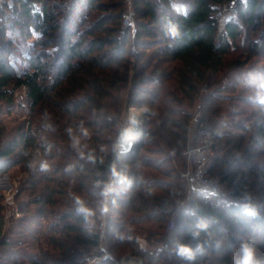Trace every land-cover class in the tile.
I'll use <instances>...</instances> for the list:
<instances>
[{"label":"trees","instance_id":"1","mask_svg":"<svg viewBox=\"0 0 264 264\" xmlns=\"http://www.w3.org/2000/svg\"><path fill=\"white\" fill-rule=\"evenodd\" d=\"M178 1L180 8L173 0H133L135 30L123 25L126 0L0 3V115L24 107L15 94L23 85L29 103L12 129L0 117V177L18 176L14 199L22 212L11 213L6 228L0 191V264H87L100 234L76 215L71 197L80 195L95 207L96 184L109 179L113 165L131 179L108 202L106 239L116 258L131 253L143 264H232L243 240L264 258V106L238 91L237 83L250 67L253 81L264 76V65L256 73L264 64V0H236L238 14L223 30L218 5L235 0ZM170 28L175 37L166 34ZM13 35L30 47L22 70L13 56ZM195 100L204 123L196 139L213 137L209 172L232 200L198 192L177 212L169 235L176 202L154 188L173 190L142 178L141 165H159L146 162L140 150L148 137H167L170 150L180 153ZM131 106L145 108L143 132L134 149L121 153L116 141ZM224 120L243 132L219 131ZM45 161L50 167L41 171ZM242 193L261 205L258 217L237 206ZM193 208L210 221L211 236L202 233L209 243L189 262L174 246L190 239L185 224L195 219L188 215ZM140 236H146L147 249L139 246ZM169 236L172 258L151 252ZM103 264L117 263L105 258Z\"/></svg>","mask_w":264,"mask_h":264},{"label":"rangeland","instance_id":"2","mask_svg":"<svg viewBox=\"0 0 264 264\" xmlns=\"http://www.w3.org/2000/svg\"><path fill=\"white\" fill-rule=\"evenodd\" d=\"M173 1H175L174 4L178 8H180V6H178L179 1L178 0H173ZM235 2H236V0H235ZM126 4H127V0L125 2V10H126ZM133 6H134V4H133ZM236 7H237V4H236ZM81 9H83L82 6H81ZM237 9H238V7H237ZM181 10H182V8H181ZM216 16H217V12H216ZM135 20H136V18H135ZM219 22H220V29L223 30L224 23L220 20H219ZM135 27H136V25L132 26V29L135 30ZM13 37L16 39V44H17V49L13 54L14 58L16 57V65H17L18 69H21V68L25 69V68H27V63L25 60H24L25 62L23 63L22 59H24L23 56H25V53L29 52L30 47L28 45H25V44L19 42L18 37H16L15 35H13ZM23 52H24V54H22ZM21 63H23L22 66H21ZM263 65H264L263 63L259 64L260 67L258 66L256 73L259 72V69L262 68ZM253 69H254V67L248 68L246 70V72H244L243 75L241 76L242 78L239 80L237 79L238 91L253 95L254 90L252 88H249L248 86L254 85L253 88L255 89V84L258 83V79H259V78L255 79L253 81V77L255 76V75H252V74H255ZM22 91L23 90L21 89V87L17 88L15 91V94H16L18 99L22 100V102H23L22 104H24V107H22V106L15 107L11 112H8L9 110L5 109L6 111L5 110L2 111L1 115H0L3 122L10 129L15 127L28 111L29 103L26 102L27 101V99H25L26 94L21 93ZM18 93H21V94L18 96L17 95ZM198 102H199V100H195L194 104L192 105V109L194 112L193 115H195L197 111L201 110V121H200V123L202 122V125H200L201 127H199V129H201L202 126H204V123L202 121L203 111H202V109H200ZM133 107H136L137 109L142 110L143 117H144V114H145V108L144 107L131 106L128 108V112L124 115L126 122L127 121L129 122V111ZM223 113L226 114L227 112H223ZM42 122H43L42 123L43 128H45V125H44L45 122L44 121H42ZM170 127L173 128V125H171ZM219 131H221V132H243L239 129L235 130L234 127H231L230 121H228V120H224L220 123ZM142 132H143V130H142ZM142 132H141V134H142ZM141 134L139 133L138 139L136 140L135 144H137L139 142ZM189 134H191V132L188 128V133H187L188 140H187L186 147L188 146V143H190ZM166 142H167V137H166V139H162L160 141H154V140L150 139L149 137L145 139L144 146L140 150L141 157L145 158V160H147L146 162L151 163V161H152V163L154 165H159V168L157 169L153 165H141L139 167V170L142 171V178L143 179H145L147 177L148 178L152 177L153 180H155V181L160 180L159 182L162 181V184L165 183L166 187H169V188H171V190H173V191H171V193H168V192H165L158 187L154 188V192H156L158 194H164L170 198H173L176 202V206L174 207L172 214L168 218L169 222L167 225V233L169 235H171L172 231L175 228L177 212L183 208L188 207L190 205V203L188 204V197L186 194V184H185V180L183 177V172H184V170L187 169V158L184 155V150L186 149V147L183 148V150L177 154V153L172 152L170 150V148L168 147ZM135 144H134L132 149H134ZM214 147H215V145H214ZM215 154H216V150H215ZM17 185H18V176H16V174H6V175L0 177V191L3 194L5 193V195L9 197V199L6 201V198L4 195V205L6 206V210L8 211L7 212V218H6L7 222L5 223L6 228H8L10 226L9 221H10V215H11V208L13 209L16 206L19 207V205L16 203V201L14 199V195H15ZM127 186L128 185H126L125 188H127ZM223 186L225 187L226 191L228 192L227 186L225 184H223ZM9 193L12 195V197H10ZM228 198H229V200H232V198L230 196ZM13 202L15 203V205H12ZM168 239L170 241V236L168 238H166V240H168ZM106 241H107V239H106ZM138 242H139L140 247H141L140 243H145L147 245L149 244L148 240L146 239V236L138 237ZM107 244H108V242H107ZM155 247H152L151 250L155 249ZM108 248H109V245H108ZM126 254H131V253H126ZM126 254H124V255H126ZM124 255H122L120 258H122ZM170 258H172V257L170 256ZM169 264H174L172 259L170 260Z\"/></svg>","mask_w":264,"mask_h":264},{"label":"built area","instance_id":"3","mask_svg":"<svg viewBox=\"0 0 264 264\" xmlns=\"http://www.w3.org/2000/svg\"><path fill=\"white\" fill-rule=\"evenodd\" d=\"M5 1L6 0H0V3ZM133 4V0H127L126 10L123 17V25L135 26L136 10ZM237 14L238 9L236 7V2H226L218 5L217 18L223 23L232 17H235ZM21 89L23 90L21 93L26 94V85H23ZM21 93H18L17 95L19 96ZM200 121L201 110L197 111L190 120L188 127L191 132V134H189L190 143H188V146L184 150V155L187 158V169L184 170L183 177L186 184L188 204L191 203L193 197L198 192H202L219 199H226L228 197V192L223 186V183L220 182L218 177L211 175L209 172L210 164L212 158L215 156L216 150L214 147L213 137L211 135H204L200 139H196L198 137L197 132L199 131V127L202 125V122L200 123ZM116 148L118 150L121 148L119 145V139L116 141ZM9 195L12 197L10 193ZM5 198L6 201L9 199L6 195ZM12 205H15V203L13 202ZM12 212L16 216L22 215L18 206L13 209L11 208V213ZM93 221L94 222L90 224V226L99 232L100 238L99 244L88 256L87 264H103V260L105 258H112L117 264H143L142 257L135 256L133 254H126L122 258H116V256L108 248L106 241L107 213L104 215L97 213V215L93 218ZM140 244L141 248L147 249V244ZM151 252L156 254L165 252L172 257L173 252L169 239L158 245L155 249H152Z\"/></svg>","mask_w":264,"mask_h":264},{"label":"clouds","instance_id":"4","mask_svg":"<svg viewBox=\"0 0 264 264\" xmlns=\"http://www.w3.org/2000/svg\"><path fill=\"white\" fill-rule=\"evenodd\" d=\"M166 34L175 37L177 32L174 28H170ZM251 98L254 99L260 106H264V76L259 77ZM131 123L133 125L138 123L135 116L132 117ZM78 144L79 141H74V146H77ZM87 159L94 162L95 158L89 154ZM32 166V164H29V167ZM49 167L50 166L46 161L40 164L41 171H47ZM130 184L131 179L127 175L126 170H119L115 165H113L110 168L109 179L106 181H99L96 184V188L98 189L96 195L98 199L95 207L91 206V202L80 195H73L71 197L76 215L83 218L85 225L92 224L94 222L93 218L97 215V213L100 215L107 213L109 198L119 189ZM241 195L243 202L238 203L237 206L241 208L243 214L252 218L258 217L261 205L254 203L250 194L242 193ZM188 215L195 218L185 224L190 239L188 242L177 240L175 242L174 250L180 258L191 262L197 253L203 251V245L205 243H209V240L207 239L202 240V233L209 237L211 236V233L209 232L210 221L199 218L198 210L196 208L190 210ZM232 264H264V258L257 257L253 242L243 240L239 246V253L233 259Z\"/></svg>","mask_w":264,"mask_h":264},{"label":"bare ground","instance_id":"5","mask_svg":"<svg viewBox=\"0 0 264 264\" xmlns=\"http://www.w3.org/2000/svg\"><path fill=\"white\" fill-rule=\"evenodd\" d=\"M134 116L138 121V123L135 125L131 123V119ZM142 122H143L142 110L137 109L136 107L131 108L129 111V122L124 128L125 131L123 135H121L123 138L119 141V145L121 148L126 147L130 141H136L138 139L139 133L141 134L142 132Z\"/></svg>","mask_w":264,"mask_h":264},{"label":"water","instance_id":"6","mask_svg":"<svg viewBox=\"0 0 264 264\" xmlns=\"http://www.w3.org/2000/svg\"><path fill=\"white\" fill-rule=\"evenodd\" d=\"M142 130H143V125H142ZM124 131H125V129L123 130V132H122V133L120 134V136L118 137L119 141L123 138L121 135H123ZM135 142H136V141H130L129 144H128L126 147H124V148H119L118 151L121 152V153H124V152H128V151H130V150L133 148Z\"/></svg>","mask_w":264,"mask_h":264}]
</instances>
